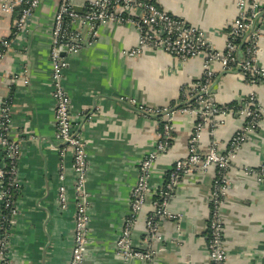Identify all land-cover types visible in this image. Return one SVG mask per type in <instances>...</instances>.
<instances>
[{
	"label": "crops",
	"instance_id": "obj_1",
	"mask_svg": "<svg viewBox=\"0 0 264 264\" xmlns=\"http://www.w3.org/2000/svg\"><path fill=\"white\" fill-rule=\"evenodd\" d=\"M149 1L203 29L219 49L225 43L223 25L236 15L234 0ZM81 2L73 0V5L81 7ZM57 3L58 0H40L24 32L13 38L0 62V111L8 98V134L20 148L17 167L21 185L16 214L9 225L7 264H67L72 246L71 154L65 151L61 157L58 150L44 142V137L54 142L48 49ZM15 15L1 13L0 38L11 35ZM261 33L257 63L264 68V25ZM136 41L134 27L110 24L98 29L92 44L64 55L67 65L62 81L70 97L69 113L86 146L89 162V232L82 264H144L136 259L123 260L112 251L127 210L138 160L154 146L159 127L157 118L137 113L134 104L173 110L170 149L157 157L152 166L155 185L161 184L173 161L186 154L193 129V118L178 109L183 102L180 87L200 80L203 58L180 61L151 48L134 57L122 53ZM24 68L29 76L26 84L20 78ZM213 69L210 98L217 103H230L252 92L263 108L259 125L249 131L229 162L228 196L221 213L227 264H264V177L243 171L244 167L264 166V84L247 82L240 71L223 70L218 63H213ZM219 120L214 136L224 149L243 118L233 112L219 116ZM209 140L208 128L202 129L200 151H205ZM60 162L64 165L68 197L64 210H59L54 202ZM213 177L214 170L207 168L193 170L180 179L167 208L181 215L182 238L177 244L175 221L161 218L157 224L161 236L158 245L164 250L155 256L153 264H210L206 219ZM148 210L147 204L142 213ZM142 216L135 226V237L144 232Z\"/></svg>",
	"mask_w": 264,
	"mask_h": 264
},
{
	"label": "built area",
	"instance_id": "obj_2",
	"mask_svg": "<svg viewBox=\"0 0 264 264\" xmlns=\"http://www.w3.org/2000/svg\"><path fill=\"white\" fill-rule=\"evenodd\" d=\"M39 2L40 0H0V15L4 12L16 13L11 35L0 38V62L11 47L13 38L24 32L27 21ZM234 2L236 15L223 25L225 43L224 47L219 49L214 46L203 29L165 11L149 0H82L81 12L73 10V0H58L52 18L48 49L54 142L45 137L44 142L58 150L61 157L65 151H69L72 159L73 230L67 264H82L86 256L89 232L86 182L89 162L86 146L78 130L73 127L69 113L70 97L62 81L63 70L67 65L64 55L92 44L97 39L98 29L110 24L130 25L135 28L137 32L135 45L122 51L129 57L151 48L163 50L180 61L195 56L203 58L200 80L188 85L189 89L185 91L182 100L183 105L178 107L194 120L193 129L188 136L186 154L173 161L160 185L152 182V166L157 157L170 149L173 139L171 124L173 110H170V107L134 104L137 113L157 118L159 127L154 146L138 160L137 173L129 189L127 210L121 219L119 234L112 243V251L123 260L136 259L144 264H153L155 256L164 250V247L158 245L161 236L157 224L161 218L175 221L176 242L180 243L181 215L168 210L169 199L184 175L193 170L212 168L214 177L208 196L206 251L210 264H227L221 205L228 196V166L234 154L247 139L249 131L259 125L263 108L252 92L240 100L236 107L231 103H217L210 98L207 90L214 76L213 63H218L223 70L238 68L245 81L264 84V68L257 63L259 41L264 25V0ZM240 45L242 55L238 57L237 49ZM62 52L65 54L62 55ZM20 78L25 84L29 82L25 68L21 71ZM9 103L10 100L5 99L0 111V211L1 204L3 207L10 206L11 189L19 190L21 185L16 166L20 153L19 144L8 134ZM233 112L241 115L243 121L235 129L226 147L221 149L220 142L216 141L214 136L221 122L219 116ZM204 128H208L210 140L205 151H200L198 144ZM4 161L8 162V167L1 164ZM63 169L64 165L60 162L54 201L59 210H64L68 206ZM243 171L246 174L264 177V166L244 167ZM13 204L9 218L0 214V264H7L9 232L3 223L5 221L11 223L12 217L16 214V200ZM147 204L150 210L142 213ZM141 216L144 221V232L140 237H135V226Z\"/></svg>",
	"mask_w": 264,
	"mask_h": 264
},
{
	"label": "trees",
	"instance_id": "obj_3",
	"mask_svg": "<svg viewBox=\"0 0 264 264\" xmlns=\"http://www.w3.org/2000/svg\"><path fill=\"white\" fill-rule=\"evenodd\" d=\"M187 89H189L188 85H183L180 87V95H181L182 100L184 98V93ZM230 103L232 105H234V107H236L237 104L239 103V101H234V102H230ZM182 105H183V102H181L179 106H182ZM1 164H6L7 167L9 166L7 161L2 162ZM14 165H15V161H14ZM16 166H17V162H16ZM168 171H169V168L167 169L166 173H168ZM166 173H165L164 177L167 176ZM11 193H12V197H11L10 206L9 207H3L1 204V214H3L6 218H9V212H10L11 206L12 205L14 206L13 202L17 199L18 194H19V190L11 189ZM9 225H10L9 221H5L3 223V226L7 230V232H9V227H10Z\"/></svg>",
	"mask_w": 264,
	"mask_h": 264
},
{
	"label": "water",
	"instance_id": "obj_4",
	"mask_svg": "<svg viewBox=\"0 0 264 264\" xmlns=\"http://www.w3.org/2000/svg\"><path fill=\"white\" fill-rule=\"evenodd\" d=\"M73 10H74V11H77V12H81V7H78L77 5H73ZM240 47H241V45H240L239 48L237 49V55H238V57H240V56L242 55V53H241V48H240ZM61 54L64 55L65 53L62 52ZM236 70H238V68H237ZM211 86H212V85H210V86L208 87L207 92L210 90ZM170 110H172V109H170Z\"/></svg>",
	"mask_w": 264,
	"mask_h": 264
}]
</instances>
